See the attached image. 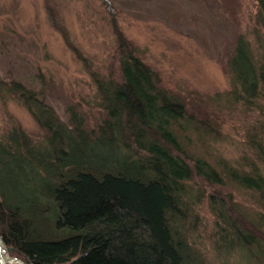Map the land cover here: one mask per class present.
Returning <instances> with one entry per match:
<instances>
[{"label":"trees","instance_id":"trees-1","mask_svg":"<svg viewBox=\"0 0 264 264\" xmlns=\"http://www.w3.org/2000/svg\"><path fill=\"white\" fill-rule=\"evenodd\" d=\"M256 4L264 26V0ZM120 45L114 71L94 77L102 116L92 127L73 109L62 120L20 81L4 84L46 133L34 143L13 128L0 140V236L23 264H197L181 228L197 197L188 184L194 179L210 187L235 184L264 209V173L191 157L181 133L183 125L198 124L135 47L124 40ZM227 66L238 98L260 108L264 61L243 35ZM258 130L261 137L251 143L264 160V123ZM208 199L222 219L224 246L257 247V229L229 214L238 212L233 202L216 192Z\"/></svg>","mask_w":264,"mask_h":264},{"label":"rangeland","instance_id":"rangeland-1","mask_svg":"<svg viewBox=\"0 0 264 264\" xmlns=\"http://www.w3.org/2000/svg\"><path fill=\"white\" fill-rule=\"evenodd\" d=\"M256 13V0H0V140L13 128L34 143L46 137L5 87L10 79L38 92L62 120L68 121L73 109L92 127L102 116L94 77L114 71L124 40L198 124L183 125L184 137L181 133L191 157L243 170L256 166L264 173V160L251 143L261 137L264 102L259 108L239 99L227 66L240 35L253 56L264 61V26ZM188 184L197 197L188 202L181 228L197 264H264V224L255 217L264 219V209L255 196L229 182L210 187L194 179ZM214 192L233 202L238 212L229 214L245 228L257 229L252 251L222 243L224 225L208 199ZM4 255L12 257L5 246Z\"/></svg>","mask_w":264,"mask_h":264},{"label":"water","instance_id":"water-1","mask_svg":"<svg viewBox=\"0 0 264 264\" xmlns=\"http://www.w3.org/2000/svg\"><path fill=\"white\" fill-rule=\"evenodd\" d=\"M1 249H3V252L1 253L2 255H1V258H0L1 259V264H4L6 262H9L10 263V262H13L14 260H16L15 257H11V256L4 257V255H3V253H4V244H3L2 240H1V237H0V250ZM20 263L23 264L22 262H20Z\"/></svg>","mask_w":264,"mask_h":264},{"label":"bare ground","instance_id":"bare-ground-1","mask_svg":"<svg viewBox=\"0 0 264 264\" xmlns=\"http://www.w3.org/2000/svg\"><path fill=\"white\" fill-rule=\"evenodd\" d=\"M1 250H2V251H1ZM1 250H0V258H1V255H2L1 253L3 252V249H1ZM3 255H4V253H3ZM4 257H6V256L4 255ZM16 261H17V260H16ZM17 262H19V261H17ZM0 264H1V259H0Z\"/></svg>","mask_w":264,"mask_h":264}]
</instances>
